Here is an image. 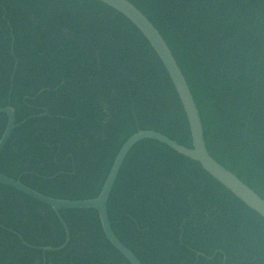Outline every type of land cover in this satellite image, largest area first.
I'll return each mask as SVG.
<instances>
[{"label": "trees", "instance_id": "16d2710c", "mask_svg": "<svg viewBox=\"0 0 264 264\" xmlns=\"http://www.w3.org/2000/svg\"><path fill=\"white\" fill-rule=\"evenodd\" d=\"M127 1L171 51L209 156L264 201V0ZM9 96L16 124L27 122L5 145L0 174L51 199H96L138 132L192 149L156 54L94 0H0V109ZM6 126L0 115V139ZM107 210L116 238L141 264H264V220L157 142L130 151ZM59 214L69 244L43 253L65 242L58 217L0 186V264H129L96 211Z\"/></svg>", "mask_w": 264, "mask_h": 264}, {"label": "water", "instance_id": "95a60500", "mask_svg": "<svg viewBox=\"0 0 264 264\" xmlns=\"http://www.w3.org/2000/svg\"><path fill=\"white\" fill-rule=\"evenodd\" d=\"M109 9L115 11L126 19L147 41L150 48L154 51L157 58L161 62L167 72L176 94L180 100L192 139V149H187L178 143L168 139L167 137L149 131H141L133 135L127 140L119 151L108 177L103 185V188L96 199L88 201H60L40 195L27 187L23 186L20 181H14L0 174V186L10 188L24 196L36 201L37 203L50 208L58 217L65 231V242L58 249L44 248L43 253H57L65 250L69 244L70 236L65 222L60 216L61 211L66 210H94L99 216L103 233L110 245L129 263L141 264L136 257L124 247L116 238L112 231L107 204L111 192L115 186L122 165L130 153V151L140 142L153 141L166 146L184 158L200 165L202 170L210 176L215 182L222 186L226 191L232 194L238 201L246 206L250 211L264 220V201L259 198L251 189L244 185L236 176L227 171L217 162H215L208 154L204 141V133L199 117V113L194 102L193 96L189 90L185 78L182 75L176 61L174 60L171 51L167 44L149 22V20L130 2L127 0H94ZM0 115L7 117V126L4 134L0 139V155L9 141L15 129L23 126L27 120L17 125L15 122V112L10 106V96L8 106L5 109H0ZM21 239V238H20ZM27 246L25 243H23ZM29 247V246H28Z\"/></svg>", "mask_w": 264, "mask_h": 264}]
</instances>
